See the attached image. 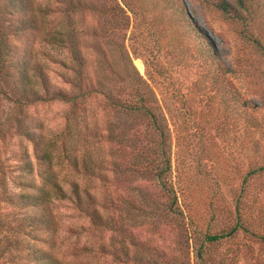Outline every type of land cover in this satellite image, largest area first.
<instances>
[{
  "label": "rangeland",
  "instance_id": "374dc122",
  "mask_svg": "<svg viewBox=\"0 0 264 264\" xmlns=\"http://www.w3.org/2000/svg\"><path fill=\"white\" fill-rule=\"evenodd\" d=\"M30 1L24 17H34L36 27L8 31V59L18 65L9 69L11 75L0 73V221L11 215L4 189L21 191L18 180L40 183L49 178L44 171L50 167L65 182H105L108 190L97 191L100 203L106 202L107 194L115 205L111 214L104 212L112 220L103 225L73 202L51 205L55 228L39 235L46 241L44 247L66 264H202L204 260V264H264V169L252 173L264 167V0L105 2L137 11L134 26L116 30L111 42L114 49L129 53L149 87L142 91L169 125L179 214L167 210L169 201L160 188L146 179L133 180L129 172L120 173L132 155L107 139V121H119V114L109 111L102 96L88 102L102 141L94 144L95 136L77 122L87 140L71 150L80 167L84 157L96 161L97 167L80 173L70 166L62 144L71 105L36 100L34 94L46 96L41 77L48 80L51 92L73 89L71 54L54 33L62 23L60 6L56 0ZM0 3L5 7L8 0ZM1 16L5 26L23 17L19 12ZM98 18L90 11L84 25L80 23L86 28L79 36L82 45L95 40ZM82 50L91 72L96 54L90 46ZM117 70L122 73V68ZM21 71L32 83L29 94L21 85ZM110 86L115 95L123 96L120 77ZM20 120L47 143L40 154L19 130ZM44 150L52 153L51 164L40 156ZM26 163L31 170L22 169ZM142 192H150L156 208L148 217L142 210ZM231 231L221 241L205 242L207 234ZM2 232L1 228L0 250L7 245L3 237L7 233Z\"/></svg>",
  "mask_w": 264,
  "mask_h": 264
},
{
  "label": "trees",
  "instance_id": "16d2710c",
  "mask_svg": "<svg viewBox=\"0 0 264 264\" xmlns=\"http://www.w3.org/2000/svg\"><path fill=\"white\" fill-rule=\"evenodd\" d=\"M56 1L60 6L59 13L62 23L54 33L58 43L66 46L71 54L74 71L73 89L51 92L48 80L41 77L46 96L43 97L39 93L34 94L37 97L36 100L55 99L71 105L67 118L66 140L62 144L66 153L65 158L76 172H94L96 161L84 157L80 167L78 156H72L71 150L75 151L80 142L87 140V137L83 136L82 129L76 125L77 122L84 123L86 132L95 136L94 144L102 141L103 135L98 130V121L94 119L96 115L88 105L92 98L102 96L109 111L119 114V121H107V139L110 143L120 146L121 151H129L132 155L131 163L120 173L127 176L131 174L133 180H148L156 189L160 188L168 198V209L166 208L168 211L173 214L182 213L178 189L172 178V161L168 148L169 125L166 124L164 116L150 105L147 93L142 91L145 85L148 86L142 81L143 77L134 66L129 53L123 49H114V44L111 42V36L116 33V30L131 26V24L134 26L135 21L134 19L132 21V18L134 14H137L136 9L129 6L127 8V5L122 6L119 3L112 6L107 5L106 3L111 0H104L103 3V0ZM96 1H101V3ZM30 4V0H8L5 7L0 3V73L4 71L5 74L11 75L12 72L9 69L17 68L18 65L8 59L10 50H7L5 39L8 31L21 32L36 27L37 21L34 17H24L30 12ZM8 6L11 7L10 11L6 10ZM90 11L96 12L99 17V30L94 29L95 40L90 41L89 45H82L79 36L86 33V28L80 27V23L84 25V18ZM15 12L22 14V19L5 26L1 14L14 15ZM110 21L112 22L109 23ZM99 39L101 41H98ZM82 46H90L91 51L96 54V63L91 72L87 71V58ZM7 67L8 72L5 71ZM118 67L122 68V73L118 72ZM21 72V85L25 93L29 94L28 90L32 83L27 73ZM116 77H120L123 82V96L120 97L113 93L110 86ZM18 128L22 134L33 141L35 152L40 154L42 144H47L44 138H36L32 128L21 120L18 121ZM140 148L146 149L141 152ZM40 156L51 164L52 153L50 151L44 150ZM114 164L116 169L120 168L116 162ZM23 166V170H31L29 164L26 163ZM263 169L264 167H259L252 173ZM44 173L49 175V178H43L40 183L18 180L16 184L20 186L21 191L17 193H9L4 189L7 202L11 205V213H9L11 215L7 221H2V219L0 221V229L4 230L2 234H8L3 236L7 245L0 250V264H66L62 258L56 256L54 251L44 247L46 241L43 236L39 235L40 231L55 228L53 217L50 216L51 205L55 201L75 203L82 212H86L102 225L112 220L111 216L106 218L103 215L106 210H110L111 214L115 208L114 199L106 194V202L100 203L97 192L104 193L108 190L105 182L100 185H90L91 182L80 183L73 179L65 182L66 180L59 179L58 173L50 167L45 169ZM3 185L6 188L5 184ZM30 188L33 191H30ZM149 195L150 192L141 193L142 210L147 217L156 209L152 207ZM149 210L151 213L148 212ZM232 232L234 231L207 234L205 242L212 244L221 241ZM1 237L0 241H3ZM199 256L204 260L201 254Z\"/></svg>",
  "mask_w": 264,
  "mask_h": 264
}]
</instances>
